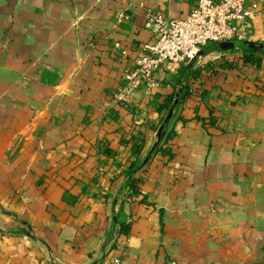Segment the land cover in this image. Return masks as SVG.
Instances as JSON below:
<instances>
[{
  "label": "crops",
  "instance_id": "crops-1",
  "mask_svg": "<svg viewBox=\"0 0 264 264\" xmlns=\"http://www.w3.org/2000/svg\"><path fill=\"white\" fill-rule=\"evenodd\" d=\"M194 4L0 0V264H109L122 250L120 264H264V55L256 69L241 51L198 60L204 75L145 165L190 76L168 65L159 89L109 105L151 41L146 12L185 18ZM245 8L248 41L264 45V0ZM117 218L131 220L121 235Z\"/></svg>",
  "mask_w": 264,
  "mask_h": 264
},
{
  "label": "built area",
  "instance_id": "built-area-1",
  "mask_svg": "<svg viewBox=\"0 0 264 264\" xmlns=\"http://www.w3.org/2000/svg\"><path fill=\"white\" fill-rule=\"evenodd\" d=\"M247 0H195L185 18H167L160 11L146 12L151 41L143 43L138 50L132 67L123 72L121 83L112 90L109 105L129 106L137 91L148 92L159 89L157 72L168 65L185 67L203 47L210 43L249 39V22L256 13L246 9ZM128 19L126 13L117 14V22ZM116 49L120 48L115 43ZM122 56L127 52L123 50ZM122 196L126 204L132 202L129 194ZM131 220H128L130 223ZM121 251L117 257H106L109 264H120Z\"/></svg>",
  "mask_w": 264,
  "mask_h": 264
},
{
  "label": "water",
  "instance_id": "water-1",
  "mask_svg": "<svg viewBox=\"0 0 264 264\" xmlns=\"http://www.w3.org/2000/svg\"><path fill=\"white\" fill-rule=\"evenodd\" d=\"M226 48H229V49L232 48L234 52H239L242 50H248V51H254V52L258 51V52L264 53V45L263 44H258V43L251 42L248 40H231V41H226V42H221V43H210V44L206 45L205 47H203L201 50H199V52L196 54V56L188 63V65L185 66V72L193 69L196 62L207 55L208 50H210L211 52H214V51L221 52V50H224ZM184 81H185V77H184V75H182L179 79L178 87L176 89L173 101H172L162 123L160 124V126L157 129V132H156L157 141L153 145V147L150 150V152L148 153V155L145 157V159L143 161L144 165L149 162V160L152 158L153 154L157 150L158 146L160 145V143H161V141H162V139L166 133V130L168 128L169 123L174 118V116H175V114H176V112L180 106V103L182 101V96L184 93ZM131 175H132V173H130L126 177L123 187L126 185L127 180L129 179V177ZM113 237H114V233L111 234L110 240L104 246V250L108 246L110 241L113 239Z\"/></svg>",
  "mask_w": 264,
  "mask_h": 264
},
{
  "label": "trees",
  "instance_id": "trees-1",
  "mask_svg": "<svg viewBox=\"0 0 264 264\" xmlns=\"http://www.w3.org/2000/svg\"><path fill=\"white\" fill-rule=\"evenodd\" d=\"M211 51L208 50L207 54H209ZM221 52H225V53H236L233 51V49H229V48H226L224 50H221ZM241 53L243 54L241 56V62H242V65H243V68L245 67H251L253 69H256V67H259L260 64H261V60H262V55H264V53L262 52H254V51H248V50H242ZM230 67H233L231 64L229 65ZM182 70H181V73L183 72V70L185 69V67H181ZM242 68V69H243ZM203 71L201 69H198V68H194V69H191V70H188L186 72V76H190V81L189 82H186L185 84V88H184V93H183V96H182V100L184 98H186L187 96H189L191 94V92H193V82L195 81L196 78H198L199 76L201 75H204L202 73ZM214 72V71H213ZM215 73V72H214ZM173 101V97H171L170 99H168L166 102H165V110L167 111L171 105ZM211 123L214 122V120H211L210 121ZM173 136V131H169V132H166L165 133V137H164V142L167 141V139L171 138ZM162 144L158 147V149L156 150L155 154L158 153V152H161L163 147H162ZM139 167L138 166H135V162L131 163V165L128 167L127 171H126V174H130L132 173L133 171L137 170ZM126 189L129 190L130 192V195L131 193H138L140 191V186H139V182L138 180H136L133 175L130 176L128 182H127V185H126ZM116 224H117V229H116V235H121L122 233H125L127 228H128V224H124L122 223L119 218H117V221H116ZM113 245H111V248H113Z\"/></svg>",
  "mask_w": 264,
  "mask_h": 264
}]
</instances>
